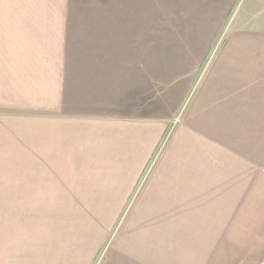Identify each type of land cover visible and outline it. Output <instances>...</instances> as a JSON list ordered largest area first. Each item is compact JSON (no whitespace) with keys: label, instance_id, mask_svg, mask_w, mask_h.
<instances>
[{"label":"crops","instance_id":"crops-1","mask_svg":"<svg viewBox=\"0 0 264 264\" xmlns=\"http://www.w3.org/2000/svg\"><path fill=\"white\" fill-rule=\"evenodd\" d=\"M87 2L2 59L0 264H264V0Z\"/></svg>","mask_w":264,"mask_h":264},{"label":"rangeland","instance_id":"rangeland-1","mask_svg":"<svg viewBox=\"0 0 264 264\" xmlns=\"http://www.w3.org/2000/svg\"><path fill=\"white\" fill-rule=\"evenodd\" d=\"M98 3L87 2L84 0H0V75L4 69L2 59L7 58L10 60L25 57L30 52L21 51L27 47H23L21 50L18 45H13L14 48L10 49V43L17 42L14 39V35L18 36L19 33L29 32L28 29L43 28L46 26L53 27V29L63 28L68 23L83 21L82 19H66L65 12H72V14H78V11L98 9ZM232 20H227L226 27L229 29ZM74 26V25H73ZM232 27V25H231ZM220 41V40H219ZM219 43V42H218ZM8 47H5V46ZM34 48V47H33ZM35 49V48H34ZM31 53L38 54L39 52L31 51ZM215 50L210 52L206 62L197 72L190 92H188L180 112L174 118L173 123H177L184 112V108L191 99L195 89L197 88L200 80L206 70L205 64L210 62ZM48 54V52H46ZM208 65V64H207ZM17 66H10L7 69H16ZM6 70L7 74L11 71ZM17 72V70H14ZM93 212H90L89 217H92ZM78 211H76V218ZM86 224L87 221L80 222ZM77 230V228H76ZM89 231V230H88Z\"/></svg>","mask_w":264,"mask_h":264}]
</instances>
